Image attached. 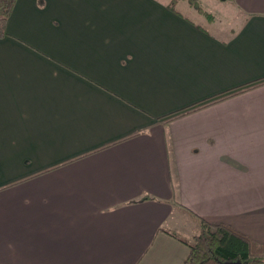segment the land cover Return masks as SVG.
<instances>
[{"label":"crops","instance_id":"0c3cea01","mask_svg":"<svg viewBox=\"0 0 264 264\" xmlns=\"http://www.w3.org/2000/svg\"><path fill=\"white\" fill-rule=\"evenodd\" d=\"M170 2L16 0L0 264H182L175 201L264 243V0L228 21Z\"/></svg>","mask_w":264,"mask_h":264},{"label":"trees","instance_id":"16d2710c","mask_svg":"<svg viewBox=\"0 0 264 264\" xmlns=\"http://www.w3.org/2000/svg\"><path fill=\"white\" fill-rule=\"evenodd\" d=\"M15 2L16 0H0V39L7 35L5 30L6 21L11 14ZM176 2L177 0H171L167 7L179 15L173 8ZM189 2L200 11L197 1L189 0ZM259 85L251 86L250 88L235 92L196 109L188 110L169 118L168 121L220 102ZM173 208L174 210L189 215L186 217L192 223L190 237L182 239V242L188 248V253L182 264H264V243L253 241L247 235L235 230L228 224L207 222L185 209L177 201L173 202Z\"/></svg>","mask_w":264,"mask_h":264},{"label":"rangeland","instance_id":"374dc122","mask_svg":"<svg viewBox=\"0 0 264 264\" xmlns=\"http://www.w3.org/2000/svg\"><path fill=\"white\" fill-rule=\"evenodd\" d=\"M175 3V9L182 11L180 9L181 0ZM198 2L199 10L203 14H207V16L213 17L215 21H228L231 18H233V13L236 8V2L235 0H195ZM206 22V21H203ZM13 127V126H12ZM1 144V143H0ZM0 149H4L2 146H0ZM33 158H29V164L32 163ZM4 159L3 154L0 151V165H3ZM183 232H181L183 235L187 236V238L190 237L191 230H192V223L189 221L185 216L183 217Z\"/></svg>","mask_w":264,"mask_h":264}]
</instances>
